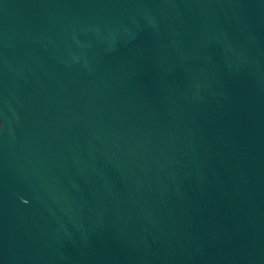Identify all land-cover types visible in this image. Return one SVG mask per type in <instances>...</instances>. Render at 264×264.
I'll return each mask as SVG.
<instances>
[{"label": "water", "instance_id": "95a60500", "mask_svg": "<svg viewBox=\"0 0 264 264\" xmlns=\"http://www.w3.org/2000/svg\"><path fill=\"white\" fill-rule=\"evenodd\" d=\"M0 264H264V0H0Z\"/></svg>", "mask_w": 264, "mask_h": 264}]
</instances>
